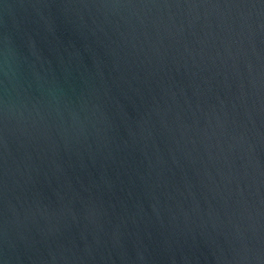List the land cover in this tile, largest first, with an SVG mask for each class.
<instances>
[{"label":"water","instance_id":"1","mask_svg":"<svg viewBox=\"0 0 264 264\" xmlns=\"http://www.w3.org/2000/svg\"><path fill=\"white\" fill-rule=\"evenodd\" d=\"M0 264H264V0H0Z\"/></svg>","mask_w":264,"mask_h":264}]
</instances>
